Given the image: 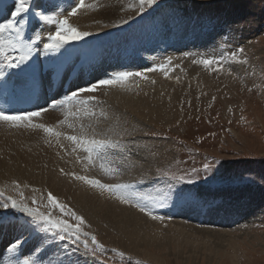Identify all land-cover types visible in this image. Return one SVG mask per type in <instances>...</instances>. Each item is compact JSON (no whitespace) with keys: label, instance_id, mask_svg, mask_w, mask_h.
Wrapping results in <instances>:
<instances>
[{"label":"rangeland","instance_id":"1","mask_svg":"<svg viewBox=\"0 0 264 264\" xmlns=\"http://www.w3.org/2000/svg\"><path fill=\"white\" fill-rule=\"evenodd\" d=\"M123 1L132 3V8L135 11L139 10V0ZM56 2H59L63 8L68 0H56ZM106 15L110 16L108 11ZM2 21L3 19L0 20V22ZM157 21H164L166 24L164 31H161L160 27L151 30L158 35L162 34V37L157 40L158 45L163 44L160 47V53L169 50L173 44L177 49H180L177 50L180 53L194 50L196 47L198 50L204 49L205 40L207 42H209L208 39L215 41L217 48L209 46V50H204L203 56L192 57L195 52H189L190 54L187 53V55L181 54L184 61L181 66L189 58L199 60L209 56L218 57L225 52L239 48L245 50L240 57L245 62L225 60L223 70L219 71L205 68L198 63L186 71L182 70L179 61H177L179 55L175 57V60L178 58L176 61L179 66L173 64L169 70L171 72H168L167 76L164 72L161 73L162 71H154L155 74L161 73L162 79L169 78L174 83L168 92L161 94L164 101L172 102V107H161L156 114L151 115L141 113L136 117L137 126L129 133L109 134L113 139L122 140L126 148L110 151L107 154L109 157L104 161L106 159V162L113 160L111 164L115 163L114 166L117 168L120 166L124 173L118 169L111 181L101 182L107 184L131 183L134 180L143 179L144 183L136 184V190L155 194L157 189L164 190L166 183L171 182L167 178L184 176L186 179H191L193 178L190 177L192 170L197 169L202 179L195 181L197 187L193 191L198 192L199 197L188 198L179 203L166 202V206L156 207L155 214L164 217L163 220H153L145 213L141 212V214L138 208L130 205L143 216L144 222L141 223L146 230H151L153 236L150 232L148 233L152 237L146 241H149L147 247H138L132 244L129 248L123 247L128 252L122 249L120 241L114 237L109 245L106 234L100 230L102 228L99 229V232L95 231L90 222L84 218L82 211L78 210V206L76 209L75 205L52 190L50 184L47 185L52 177L58 176L55 172L49 174L47 171L38 169L36 178L32 180L23 179L20 176L11 177L17 179L18 182L13 183L15 187L12 189L8 186H0V191L6 194L4 197H0V202L7 196L18 199L19 192H23L29 206H37L31 203L32 198L35 197L40 210L48 212L50 209L46 207L47 194L51 192L59 202L67 206V209L82 216L85 220V224L82 225L83 231L95 235L98 244L92 245L89 238V250L85 252L80 244L72 245L70 241H59L53 249L61 258H64V252L60 245L68 244L73 264H264V0H158L157 5H153L151 9H146L145 13H140L138 17L126 22L129 23L128 26L123 24L124 27L88 39L70 41L66 45L80 49L83 46L97 44V46H102V51L107 48L121 51L125 54V58L120 61L119 65L128 72H135L133 64H136L138 59L148 60L146 51L137 53V47L150 43H147V39L143 37L144 33L136 38V36L130 35V31L147 27L153 22L156 24ZM185 22H190V24L184 26ZM47 30L45 29V31ZM199 33L204 35L202 41H200ZM137 35H140V32ZM92 49L85 54L90 56L89 59L87 56L81 65H88L102 52L97 54L96 49L94 47ZM176 67L178 71L175 70ZM155 74L151 76L155 77ZM98 76L100 74L93 80L100 79L101 76ZM49 79L52 81L53 78ZM154 79L152 84L161 78ZM229 80L233 83L235 81L236 86L228 87ZM149 81L152 80L149 79ZM157 82L160 83L159 80ZM173 88L179 98L175 99L172 96L169 99ZM148 94L145 92V95ZM67 107L73 108V105L69 104ZM56 109L50 110L55 111ZM260 116L263 119L262 123L259 121ZM102 118L104 119V117ZM2 124L5 123L0 125V133H3V135L0 134V166L5 164L11 169V167L16 168L18 164V170L23 174L27 164L23 155L24 145L28 142L32 143L33 137L44 135L43 130ZM16 145L20 147L23 145V147L17 149ZM45 146L47 149L49 148L48 144H44L39 149L41 155H45L47 152ZM131 153L138 157L134 163L127 159ZM8 155H11V159ZM81 155L78 156L83 157L85 154L82 152ZM147 156L153 160V168L150 170L144 169L149 164L145 160ZM80 161L86 166L84 159H80ZM96 161L99 163V160ZM95 162L94 164H96ZM40 163L43 164L41 161ZM205 163L212 166V173L204 172L203 165ZM135 167L141 170H135ZM90 168H95V166L91 165ZM133 169L137 172H134ZM158 170L159 174H165V178L161 179ZM12 172L15 174L14 169ZM60 172H58L59 176H63L64 171L60 170ZM102 172L104 173V171ZM63 174L66 175L65 172ZM76 175H81V173H76ZM71 177L73 178H70L71 181L68 182L78 184L80 187L85 184L84 181L77 179L74 181L75 176L72 174ZM210 177L212 178L210 179ZM241 177L246 178V182H241L239 179ZM38 179L41 180V183L38 182ZM184 186L177 185V187ZM39 187L41 188L39 189ZM70 193L73 195L74 192L65 195L72 196ZM110 195L112 201L120 203L115 194L110 193ZM231 198L234 202L238 201V209L240 208L239 203H244L245 200L250 201L251 198V200L257 201L258 206L260 204L259 210L263 213L258 211L257 213L261 214L251 216V211H246L248 214L239 218L236 215L237 211L230 218L232 221L233 219L238 221L230 222L229 220L219 223V225L210 224L215 223L216 220L205 219L209 216L208 212L223 205V202L231 201ZM4 211L16 212L15 209ZM51 211L55 216L62 215L58 209H51ZM241 212L242 210L238 213ZM257 213L255 212V214ZM17 215L21 214L17 213ZM200 216H203V219L199 218ZM63 218L70 219L71 223H76L70 217ZM170 219L172 222H169ZM157 235H161L162 239L155 242L154 237ZM167 235H172L170 242H168ZM142 249L156 252V257L153 259L148 257ZM119 252H123L124 255L120 256ZM132 253H137L139 256ZM23 254L10 255L12 259H15L16 255L23 259ZM2 255L0 254L1 257Z\"/></svg>","mask_w":264,"mask_h":264},{"label":"bare ground","instance_id":"2","mask_svg":"<svg viewBox=\"0 0 264 264\" xmlns=\"http://www.w3.org/2000/svg\"><path fill=\"white\" fill-rule=\"evenodd\" d=\"M85 2L94 4V5H96V7L92 8V9H88V10H80L76 16H70L69 17V22L73 26L77 27L78 30H80V31L90 32L92 35L84 37L87 39L94 37V36L101 35V34H105L109 31L118 29L120 27H124V26H122L123 24H127L126 22H129V21L133 20L134 18H136L140 15L139 10L135 11L132 8V6H133L132 3H126L123 0H85ZM11 3H12V0H3L2 6H3L5 12H7L8 6H10ZM57 3L59 4V2H57ZM69 5L75 6L73 3V0H68V3L63 8L70 11ZM107 11L110 14L109 17H107V15H106ZM2 17H3V13H0V20L2 19ZM162 19H163V17H162ZM123 20H125V21H123ZM164 21H157L158 23H156V24H154V22H153L151 24H148L147 27H144V28L140 27V29H135L133 31H130V35L136 36V38H139L141 36V33H144L143 37L147 39V43H150V44H141L136 49L137 53H140L142 51H146V53L148 54L147 55L148 60H146L145 58H141V59L137 60L136 64L135 63L133 64L135 67V69H134L135 72H144V75L148 79H145L141 76L130 77L124 86H119V85H117V86H105V87L98 88V90L95 91L94 93H88L87 95H94L96 97V101L93 102L92 105L90 106V108L95 111L96 115L94 117H91V118L84 117L82 119H75V120L72 119L71 117H69L68 122L73 123L75 125L74 128H69L67 126V124L60 125L58 123L59 121H62L65 119L64 109L57 108L55 111L49 109L47 112H43L41 116L34 118L33 122L42 123V124H45L48 126H52L57 131H60V132L64 133L65 135L57 138L55 136H50V135L46 134L44 131H42V129H40L42 131V133H44V135L41 134L38 137H33L32 143L28 142L27 144L24 145V149H23L24 154L23 155H24V158H25L27 164H26L25 173H23V174L18 170V164L17 163H16L17 167L16 168L11 167V169H9V167H7V165H5V164L3 166H0V186H2V187L8 186L10 189L15 187L13 185V183L18 182L17 179L11 178L13 176H20L23 179H31L32 180V179L36 178L38 169H41L42 171H47V172H49V174H52L53 172H55L58 176L52 177L47 185L50 184V188L52 190H54L56 193H58L59 196L60 195L63 196L65 198V200H67L70 203H72L73 205H75L76 209L78 206V208H79L78 210L82 211V213L84 214V218L88 222H90V225L94 228L95 231L99 232L100 230H103L104 234H106V237H107L106 240L109 243V245H110V242L113 240V237H114L116 240L118 239L120 241V245H122V249L125 251H127V250L124 248H129L130 244L138 246V247H143V246L147 247V245H148L147 243L149 241L148 242H146V241L153 236L152 232H150L151 230H146V228L141 223V222H144L143 216L141 215L142 213L141 212H140L141 214L138 213L137 209L132 208L130 205L125 206L121 202L118 203V201H112V197H111L110 193H108L105 190H102V189L100 190V188L92 187L85 182H84L85 184L83 185V187L78 186V184L76 185V184H73L71 182H68V181H71L70 178H73V177H71V174H73V173L75 175H76V173H78V174L81 173L82 176H88L89 178L99 179L100 181H105V180L111 181L114 174L116 173L115 172L116 170L119 169L120 172H122L123 170L120 169L121 168L120 166H119V168H117V166H114L115 163L111 164V161H113L111 159H110L111 161H108V162H106L107 159L105 161H104V159L102 161H100L98 159L99 163H97V161H96L95 162L96 164L92 165V166H95V168H90L91 165H89L90 167H88V166L86 167L85 165H83L81 163L80 159H78V157H79L78 155L80 154V156H82L81 155L82 152L80 153V151H78V150L73 152L72 148H74L75 145L71 141L66 139V136L67 135H78L79 131H80V124H84L85 131H87L89 134L91 133L92 129L89 128L88 126L91 125L92 128H95L97 133L108 132V134H111V135L112 134L117 135V133L119 135H123L124 133L125 134L129 133V131H132L137 126L136 117L138 115H140L141 113H145L146 115H151V114H156L158 112V109L161 107H168V108L172 107V105H171L172 102L164 101L161 97V94L168 92L170 90V86L174 83L172 81H170L169 78L162 79V77L160 75H162L161 73H163V72L155 74L154 71L153 72H145L144 70L147 68H153L157 64L166 63L169 61V58H170V64H169L170 69H171L173 64H176L177 66H179V63H180V67L182 68V70L184 69V70L188 71L192 65L198 64V63H193L194 58L193 59L189 58L188 61L183 66H181L182 65L181 63L184 62L181 54L183 55V53L186 54L189 52H191V53L195 52V54H193L192 57H198L200 55L203 56L205 54L204 50H206V49L209 50V46H213L214 49H216L217 47L215 46L214 40L208 39L209 42H207L205 40L204 49H201V50H198V47H196L194 50H189L186 52H180L179 53V51H177V50H180V49H177L176 46H174V44H173V46H171L169 50H167L164 53H160L159 50L163 44L158 45L157 40L162 37V34L158 35V33H154L151 30L153 28H159L160 27V30L164 31L166 29V24H165L166 21L165 22ZM142 23H143V21H142ZM188 24H190V22H185L183 25L185 26ZM128 25H129V23L126 26H128ZM141 25H143V24H141ZM141 30H143L144 32ZM138 32H140V35H137ZM199 35H200V39H201L200 41H202V39H204V35H202L200 33H199ZM198 38H199V36H198ZM200 41H199V43H200ZM92 47H94L96 49L97 54L102 51V46H97V44L96 45L91 44L89 46H83L80 49H74L72 47H68L67 45H65L61 49V51L58 53H48L47 55H43V54L39 55V58H40L39 61L40 62H38V63L44 64L47 67H50V70H49L48 75H44V73H43L44 68L42 70V67L39 64H37V69L41 71L42 78H43L44 85H45L43 101L37 106V109L43 103L48 101L49 96L50 97L53 96L57 100L63 99V97L66 93L70 94L71 91L77 90L78 87H87L89 83H94L95 80H93V79L99 74L101 77L100 76H98V77H100V78H108V77H110V75L112 73H115L117 71H128V70H124L125 68H122L119 65L120 61L125 58V54L121 51H117L114 49H108V48L103 50L88 65H86V66L81 65V62L84 61L87 58V56H88L87 59H89L90 56L85 55V54H87L88 52L93 50ZM176 56H179V60H177L178 58L176 59L177 61H179V63H177V61L175 60ZM58 68H61V71H59ZM54 70L57 71V74L54 73ZM175 70H177V67ZM169 72H171V71H169ZM73 73H75L73 86L68 91H65L64 90V84L67 81V79L70 76H72ZM151 73L155 74V77H152ZM59 76H61L63 81H62L60 86H57L56 83L54 84V82L56 81V79ZM51 77L53 78L52 81H50V79H49ZM157 77L161 78V79H157V81L159 80L160 83L157 81H156L157 82L156 83L154 81L156 83V85H154L155 83L152 84L153 79L157 78ZM149 79L152 81H149ZM162 80L166 81L167 83L164 84V82ZM228 82H229L228 87L236 86L235 81H234V83H233V81H230V80ZM151 91H154V92H151ZM145 92H148L149 94L145 95ZM82 95H84V94H82ZM172 96L175 99L179 98L178 96H176V92H175L174 88L171 91L169 99H171ZM229 107H228V109H229ZM37 109L35 108L32 111H34V110L36 111ZM101 112H103L105 116H101L100 115ZM102 117H104V119ZM261 119H262V117L260 116L259 121L262 123L263 119L262 120ZM1 123H3V122H0V125H1ZM2 125L9 126L7 123L2 124ZM0 134L3 135V133H0ZM123 140H124V138H123ZM125 141H126V139H125ZM19 144L21 145V143H19ZM44 144L45 145L48 144L49 148L47 149V147L45 146L47 149V152L45 153V155H41L39 153V149H41ZM61 145H63V147H61ZM22 147H23V145H22ZM22 147L17 146L16 148L20 149ZM15 151H18V150H15ZM15 151H14V153H15ZM2 152H3V149H2ZM110 155H112V154H110ZM128 156H130V157L127 159L132 160L133 163L136 161V158H138L133 153H131ZM8 157L11 159V155H8ZM107 157H109V156H107ZM144 157H146V156L144 155ZM116 158H117V155H116ZM112 159H113V157H112ZM5 160H6V158H5ZM7 160H8V158H7ZM145 160H147V162L149 164H147V166L145 168L144 167L143 168L146 170H150L151 168H153V166H152L153 160L151 159V157L147 156V159H145ZM40 161L43 162V164L40 163ZM85 163H86V161H85ZM101 163H104L106 166L111 167L115 171H112L110 173H105V172L103 173L102 172L103 170L100 167ZM117 163H119V162H117ZM138 164H139V162H138ZM137 168L138 167H135V170ZM12 169L15 170V174H13ZM57 169H60V170L62 169L66 173V175L64 176V174H63L64 172H63L62 175L64 177L59 176L61 174V172H60V170L58 171ZM135 170H134V172H137ZM139 170H141V169L139 168ZM57 171L60 172V174ZM122 173H124V172H122ZM138 174H140V173H138ZM137 176H139V175H137ZM115 177H116V175H115ZM128 177H130V176H128ZM74 179H75V177H74ZM136 179H137V177H136ZM130 180H131V178H130ZM74 181H76V179ZM8 182H9V184H8ZM38 182L41 183V180L38 179ZM40 188L41 187H39V189ZM151 188H152V186H151ZM72 191L74 192L73 195H72V193H70L72 196L65 195V194H68L69 192H72ZM237 203H238V201L234 202L233 198H231V201L226 202V203L223 202V205H219L215 209H212L211 211H209L208 212L209 216L206 217L205 219L216 220L217 223L215 221V223H210V224L219 225V223H225V222H228L229 220H230V222L238 221L235 219H233V221H232L231 215H235V213L237 211L239 212L240 210H242V212L241 213L237 212V214H236L237 217L239 216V218L243 217L244 214H248L247 212H249V211H251L250 212L251 216L261 214V213H257L258 211H260L259 210L260 204L258 206L257 201H255L253 199L251 200V198H250V201L245 200L244 203H239V205H240L239 209L237 208ZM176 211H178V210H176ZM255 212L257 214H255ZM260 212H262V211H260ZM189 215H190V213H189ZM227 217H229V218H227ZM199 218L203 219V216L202 217L200 216ZM149 221H152V220H149ZM195 221L197 222V220H195ZM152 222H154V221H152ZM169 222H172V219H170ZM155 223H154V225H155ZM100 228H102V229H100ZM149 232L152 234V236H151V234H148ZM25 236L27 237V233H25ZM171 236L172 235H167L168 242H170ZM11 238L12 237L10 235H7V234L0 236V254H3L2 257L4 256V253H5L4 252L5 245L9 242V240ZM161 239H162L161 235H157L154 237L155 242L158 240H161ZM126 242H128L129 244ZM34 243H35L34 239H27V243L23 247L24 248V254H23L22 258H24L25 255L29 254V250L32 248ZM142 250H143V253L144 254L146 253V255L148 257H150L152 259L156 257V252H152L148 249H142ZM132 254L135 256H139L137 253L136 254L132 253ZM177 256H179V255H177ZM78 260H80V259H78ZM85 263H87V262L85 261Z\"/></svg>","mask_w":264,"mask_h":264},{"label":"snow or ice","instance_id":"3","mask_svg":"<svg viewBox=\"0 0 264 264\" xmlns=\"http://www.w3.org/2000/svg\"><path fill=\"white\" fill-rule=\"evenodd\" d=\"M73 3L75 6L69 5L70 11H68L61 8L56 0H12L7 12H5L2 6L3 0H0V13H3V22H0V88L7 87L5 81L10 77H34L38 70L35 58L39 55L58 53L70 41H79L92 35L90 32L78 30L69 22V17L76 16L80 10L92 9L96 5L86 3L85 0H73ZM157 4L158 0H139V12L145 13L146 9H151L153 5ZM45 29L48 30L45 31ZM244 51V48H239L225 52L218 57H203L194 60L193 63H199L205 68L219 71L223 70L225 60L238 63L245 62L240 59ZM169 64L170 58L168 62L157 64L153 68H147L144 71L159 70L167 76L170 70ZM214 65L215 67H213ZM8 70L16 71L9 73ZM135 76L147 79L144 72L117 71L108 78L97 79L94 83H89L87 87H78L70 94L66 93L63 99L53 98L47 108L41 107L37 111L26 109L0 110V122L7 123L12 127L22 126L42 129L46 134L59 138L65 134L57 131L52 126L34 123L33 118L39 117L41 113L47 112L49 109L62 108L65 112V119L58 123L60 125L67 124L69 128H74L75 125L68 122L69 117L75 120L84 117L91 118L96 115L95 111L89 107L90 104L96 101V97L87 95L88 93H94L98 88L105 86H124L130 77ZM69 104H72L73 108H68ZM100 115L104 116V113L101 112ZM88 127L92 129L90 134L85 131L84 124H80L78 135L66 136V139L75 145L73 152L80 150L85 154L83 157H78V159H84L86 166L93 165L98 159H105L112 150H124L126 148L122 140L113 139L108 132L97 133L91 125ZM117 135L119 134L117 133ZM100 167L105 173L115 171L104 163H101ZM203 170L206 174L213 171L212 166L208 163L203 165ZM61 171L63 172L62 169ZM72 175L75 176V179L84 181L92 187L115 194L116 199L121 203L138 208L140 212L150 216L153 220L164 219V217L155 214L154 209L156 207H164L166 202L179 203L188 198L199 197V193L193 191V189L197 187L195 181L202 179L198 170L193 169L191 173L193 178L186 179L184 176L169 177L167 179L171 182L166 183L164 190L157 189L155 194H149L136 190V184L144 183L143 179L131 183L107 184L88 176L75 175L74 173ZM159 175L161 179L165 178V174ZM239 179L241 182H246L244 177ZM181 184L185 186L177 187ZM189 185L191 187H188ZM17 190L19 191L18 184ZM3 196V191H0V197ZM31 203L37 206H29L23 192H19L18 199L7 196L6 199L0 202V236L7 234L12 237L5 245V255L0 257V264H73L68 244L60 245L64 252V258H61L53 250L57 242L70 241L72 245L80 244L85 252L89 250V238L92 245L98 244L95 235L83 231L84 218L75 211L67 209V206L59 202L51 192L47 194L46 207L50 209L48 212L40 210L35 197L32 198ZM11 209H15L16 212L4 211ZM51 209H58L62 215H53ZM17 213L21 215L18 216ZM65 216L74 219L76 223H71L70 219L63 218ZM25 233H27V237H25ZM27 239L35 240L29 254L25 255L23 259H20L19 255L12 259L10 254H23V246L27 243ZM99 246L103 247L102 245ZM118 254L120 256L124 255L123 252Z\"/></svg>","mask_w":264,"mask_h":264},{"label":"trees","instance_id":"4","mask_svg":"<svg viewBox=\"0 0 264 264\" xmlns=\"http://www.w3.org/2000/svg\"><path fill=\"white\" fill-rule=\"evenodd\" d=\"M190 177H192V175L190 174ZM190 177H187V178H190Z\"/></svg>","mask_w":264,"mask_h":264}]
</instances>
